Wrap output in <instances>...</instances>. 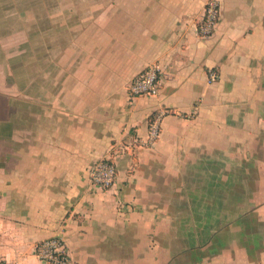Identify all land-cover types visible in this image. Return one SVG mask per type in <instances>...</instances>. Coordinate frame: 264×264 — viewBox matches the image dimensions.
Segmentation results:
<instances>
[{
    "label": "crops",
    "instance_id": "crops-1",
    "mask_svg": "<svg viewBox=\"0 0 264 264\" xmlns=\"http://www.w3.org/2000/svg\"><path fill=\"white\" fill-rule=\"evenodd\" d=\"M218 1L203 38L204 0H34L31 36L0 0L1 259L60 236L71 264H264V0ZM155 62L159 94L130 97Z\"/></svg>",
    "mask_w": 264,
    "mask_h": 264
},
{
    "label": "built area",
    "instance_id": "built-area-1",
    "mask_svg": "<svg viewBox=\"0 0 264 264\" xmlns=\"http://www.w3.org/2000/svg\"><path fill=\"white\" fill-rule=\"evenodd\" d=\"M220 4L218 0H204L202 14L196 23V32L200 37L211 36L220 19ZM163 79V66L160 63H151L135 75L126 87L130 97L156 96L159 94ZM218 79L214 70L208 72V82L213 83ZM167 114L161 111L154 115L149 123L146 137L140 140L144 146L153 145L159 137L161 119ZM117 179V168L110 153L97 160L88 171V181L99 188H112ZM35 257L44 264H71L68 248L60 236H51L37 241L34 247ZM0 264H11L6 259L0 258Z\"/></svg>",
    "mask_w": 264,
    "mask_h": 264
},
{
    "label": "rangeland",
    "instance_id": "rangeland-1",
    "mask_svg": "<svg viewBox=\"0 0 264 264\" xmlns=\"http://www.w3.org/2000/svg\"><path fill=\"white\" fill-rule=\"evenodd\" d=\"M34 0H3L2 5L4 7V11L7 13L5 14L7 17V22L5 24H8L10 26V30L12 28L17 27V14L18 11L20 15L26 17V30L27 35H32V33H29L33 29V16H34ZM44 4L42 5V9H45V6L43 8Z\"/></svg>",
    "mask_w": 264,
    "mask_h": 264
}]
</instances>
